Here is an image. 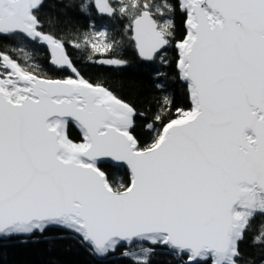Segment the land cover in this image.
Returning a JSON list of instances; mask_svg holds the SVG:
<instances>
[{
	"label": "snow or ice",
	"instance_id": "snow-or-ice-1",
	"mask_svg": "<svg viewBox=\"0 0 264 264\" xmlns=\"http://www.w3.org/2000/svg\"><path fill=\"white\" fill-rule=\"evenodd\" d=\"M96 4L102 14L128 18L126 31L145 60L174 37L168 0ZM177 4L186 14L177 67L192 107L178 109L159 130L146 122L155 134L141 145L135 108L85 79L65 41L44 30L46 0H0V37L36 51L46 46L49 63L73 74L52 79L28 63L23 48V65L0 52V240L26 242L56 227L78 236L100 260L123 245L134 264H149L157 247L178 264H243L240 243L252 221L264 217V0ZM88 40L68 46L81 49ZM109 165L126 168L129 182H114L104 171ZM252 243L264 248V224ZM134 244L139 253L128 250Z\"/></svg>",
	"mask_w": 264,
	"mask_h": 264
},
{
	"label": "trees",
	"instance_id": "trees-1",
	"mask_svg": "<svg viewBox=\"0 0 264 264\" xmlns=\"http://www.w3.org/2000/svg\"><path fill=\"white\" fill-rule=\"evenodd\" d=\"M110 1L113 6L118 5V2ZM150 2L158 4L160 0ZM168 2L175 9L171 13L175 24L174 37L166 50L150 63L139 58L134 43L130 40L131 33L126 31L128 18L117 15L110 19L99 15L93 0H46V6L40 13L44 30L65 41L66 50L81 75L89 82L107 88L135 108L138 114L135 119V134L141 145L150 142L155 134L144 127L146 122L152 123L155 129L159 130L163 124L177 118L178 109H191L188 88L181 82L177 71L178 53L175 47L176 42L186 35V14L180 11L177 0ZM82 3L86 5L83 10ZM50 17L54 18L52 25L49 24ZM155 18L163 19L158 13ZM101 31H105L104 36L97 35ZM94 34L101 48L98 53L94 51L91 43ZM85 36H88L89 40L83 48L68 46L69 41L83 43ZM109 40H120V43L114 50H105L103 45ZM13 48L17 50L12 51ZM20 48L31 56L28 63L40 65L41 73L49 78L64 79L71 76L68 71L58 70L49 63V52L43 46L37 45L39 50L36 51L22 41L14 43L0 37V52H8L23 65L24 52H20ZM107 58L122 59L127 63L123 66H105L96 62ZM165 98L169 101L167 105L164 103ZM141 113L142 116L139 115ZM157 114L162 116L160 122L154 119ZM69 135L74 142H80L79 133L75 128L69 129ZM104 171L114 182H117L116 178L122 179L126 184L129 182L128 173L122 167L106 166ZM261 224H264V217L258 215L252 221V229L240 243L243 264L264 262V248L252 243ZM140 247L141 245L137 244L128 250L139 253ZM125 250L118 248L108 258L100 260L78 237L60 230L48 229L41 235L26 239V242L21 238L0 240V264H134L131 258L122 255ZM149 264H178V259L169 255L166 249L157 247L149 257Z\"/></svg>",
	"mask_w": 264,
	"mask_h": 264
},
{
	"label": "water",
	"instance_id": "water-1",
	"mask_svg": "<svg viewBox=\"0 0 264 264\" xmlns=\"http://www.w3.org/2000/svg\"><path fill=\"white\" fill-rule=\"evenodd\" d=\"M100 3H104V0H100ZM109 3L112 5V3H111V1L109 0ZM93 4H94V7H95V10L97 11V13L99 14V15H101V16H103V17H106V18H113V17H109L108 15H106V14H102V13H100L99 11H98V8H97V4H96V0H93ZM186 28V27H185ZM41 46H43V45H41ZM44 48H46L47 49V47L46 46H43ZM176 47V46H175ZM167 48V47H166ZM48 50V49H47ZM176 50H177V53H178V60H179V58H180V56H179V51H178V49L176 48ZM48 52H49V50H48ZM138 54V53H137ZM161 53H158L157 55H156V57L158 56V55H160ZM49 55H50V53H49ZM139 56V55H138ZM155 57V58H156ZM139 58L142 60V61H144V62H147V63H150V62H152V61H154V59L153 60H151V61H148V60H145V59H143V58H141L140 56H139ZM177 64H178V62H177ZM55 68V67H54ZM57 69V68H56ZM177 71H178V73H179V75H180V72H179V69H178V67H177ZM69 73H70V75L72 76L73 74L70 72V71H68ZM181 82L183 83V84H185L186 86H187V84H186V82L185 81H183V80H181ZM188 88V87H187ZM188 93H189V90H188ZM114 94V93H113ZM189 97H190V94H189ZM190 103H191V107H192V102H191V98H190ZM78 143V142H77ZM109 166H111V165H109ZM113 167V166H112ZM122 168H124V167H122ZM126 171H127V169L126 168H124ZM49 229H56V230H60V231H63V232H66V233H69V234H71V235H74V234H72L71 232H68V231H66V230H64V229H62V228H56V227H53V228H49ZM36 235H41V234H39V233H37ZM75 236V235H74ZM32 237H34V236H32ZM32 237H30V238H32ZM76 237H78V236H76ZM30 238H27V239H30ZM79 238V237H78ZM14 239V238H13ZM80 239V238H79ZM8 240H11V239H5V240H3V241H8ZM85 244V243H84ZM88 248H89V246L87 245V244H85ZM135 245H137V244H134L133 246H135ZM144 245H147V246H150V245H148L147 243H145ZM133 246H131V248L133 247ZM118 248H125V246H120V247H118ZM117 248V249H118ZM131 248H129V249H131ZM116 249V250H117ZM115 250V251H116ZM114 253V252H113ZM113 253H111V254H109L108 255V257L110 256V255H112ZM107 257V258H108Z\"/></svg>",
	"mask_w": 264,
	"mask_h": 264
},
{
	"label": "rangeland",
	"instance_id": "rangeland-1",
	"mask_svg": "<svg viewBox=\"0 0 264 264\" xmlns=\"http://www.w3.org/2000/svg\"><path fill=\"white\" fill-rule=\"evenodd\" d=\"M113 1L119 3V0H113ZM91 43H92V44H95L96 46L99 47V41L96 39V34L93 35V38H92V40H91Z\"/></svg>",
	"mask_w": 264,
	"mask_h": 264
}]
</instances>
